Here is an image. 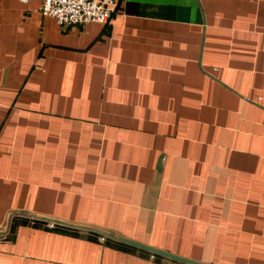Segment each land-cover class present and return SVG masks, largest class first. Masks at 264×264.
I'll use <instances>...</instances> for the list:
<instances>
[{
	"label": "crops",
	"instance_id": "0c3cea01",
	"mask_svg": "<svg viewBox=\"0 0 264 264\" xmlns=\"http://www.w3.org/2000/svg\"><path fill=\"white\" fill-rule=\"evenodd\" d=\"M42 3L0 0V264H264V0Z\"/></svg>",
	"mask_w": 264,
	"mask_h": 264
},
{
	"label": "built area",
	"instance_id": "2783aa9c",
	"mask_svg": "<svg viewBox=\"0 0 264 264\" xmlns=\"http://www.w3.org/2000/svg\"><path fill=\"white\" fill-rule=\"evenodd\" d=\"M42 13L54 17L62 26L97 22L108 23L117 10L119 0H42ZM51 227L57 224L50 222ZM106 240L105 235L101 236Z\"/></svg>",
	"mask_w": 264,
	"mask_h": 264
},
{
	"label": "water",
	"instance_id": "95a60500",
	"mask_svg": "<svg viewBox=\"0 0 264 264\" xmlns=\"http://www.w3.org/2000/svg\"><path fill=\"white\" fill-rule=\"evenodd\" d=\"M51 220V222H54V223H57V222H59V221H57V220H55V219H50ZM72 225V224H71ZM73 226H76V225H73ZM104 234H106V233H104ZM120 240H123V241H125V242H129V243H131L132 241H130V240H128V239H124V238H119ZM158 252H160L161 254H166V253H164V252H162V251H158Z\"/></svg>",
	"mask_w": 264,
	"mask_h": 264
},
{
	"label": "rangeland",
	"instance_id": "374dc122",
	"mask_svg": "<svg viewBox=\"0 0 264 264\" xmlns=\"http://www.w3.org/2000/svg\"><path fill=\"white\" fill-rule=\"evenodd\" d=\"M51 227V226H50ZM53 228V227H52Z\"/></svg>",
	"mask_w": 264,
	"mask_h": 264
}]
</instances>
